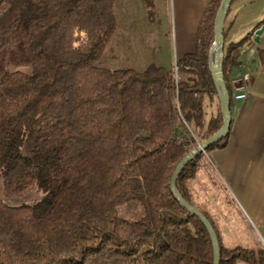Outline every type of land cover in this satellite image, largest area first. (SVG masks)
I'll list each match as a JSON object with an SVG mask.
<instances>
[{
	"label": "trees",
	"instance_id": "1",
	"mask_svg": "<svg viewBox=\"0 0 264 264\" xmlns=\"http://www.w3.org/2000/svg\"><path fill=\"white\" fill-rule=\"evenodd\" d=\"M221 1L211 0L197 49L175 73L96 65L115 26V0H0V179L8 196L43 193L31 205L0 199V264H213L207 229L170 183L196 140L223 126L209 68ZM263 25L264 18L256 30ZM251 37L225 44L231 100L230 70ZM205 154L177 180L194 206L187 182ZM132 203L144 209L139 220L120 215ZM204 215L220 264L264 261V248L225 249Z\"/></svg>",
	"mask_w": 264,
	"mask_h": 264
},
{
	"label": "crops",
	"instance_id": "2",
	"mask_svg": "<svg viewBox=\"0 0 264 264\" xmlns=\"http://www.w3.org/2000/svg\"><path fill=\"white\" fill-rule=\"evenodd\" d=\"M177 1L179 13L173 45L175 56L181 59L196 51L198 29L211 0ZM148 5H152V0ZM263 18L264 11L257 13L252 10L232 16L230 8L225 24L228 29L226 46L252 34L251 40L244 47L246 51L240 53L239 63L231 68L228 77L232 94L237 93L238 88L244 87L247 98L231 101L232 121L227 144L224 148L208 152L218 179L224 191L229 194L208 195L201 198V207L195 205L212 221L225 249L240 247L258 251L264 248V35L256 41V32L262 27L256 30V25ZM114 30L115 26L106 50ZM240 30L244 32L243 35L235 38L234 34ZM140 59L139 71H145L154 64L150 57ZM246 75L250 79L245 82ZM209 112H218L215 102ZM207 167L209 170L211 166ZM191 194L194 199V192ZM234 264H264V261L258 257L253 263L236 261Z\"/></svg>",
	"mask_w": 264,
	"mask_h": 264
},
{
	"label": "rangeland",
	"instance_id": "3",
	"mask_svg": "<svg viewBox=\"0 0 264 264\" xmlns=\"http://www.w3.org/2000/svg\"><path fill=\"white\" fill-rule=\"evenodd\" d=\"M115 2V30L112 40L96 65L111 70L139 71L140 58L150 57L154 63L151 65L161 66L167 71L176 73L179 59L175 56L173 42L178 23V1L152 0L150 6L146 0H115ZM249 10L257 13L264 11V0H236L231 4L232 16ZM243 33L241 30L235 33V38L241 37ZM196 141L197 144L191 148V151L201 144L200 141ZM201 166L197 176L187 182L190 193L195 194L193 203L197 207H201L202 197L229 194L224 191L218 179L210 153L201 161ZM207 166L212 168L208 170ZM212 185L214 187H211ZM42 196L43 193L37 189L25 195L8 196L5 193L3 180L0 179V199L10 206L35 204ZM120 215L129 220H139L144 215V209L140 204L132 203L120 207Z\"/></svg>",
	"mask_w": 264,
	"mask_h": 264
},
{
	"label": "water",
	"instance_id": "4",
	"mask_svg": "<svg viewBox=\"0 0 264 264\" xmlns=\"http://www.w3.org/2000/svg\"><path fill=\"white\" fill-rule=\"evenodd\" d=\"M233 0H222L219 6V9L216 14L215 24H214V43L209 52V68L211 75L213 77L215 87L217 90V97L219 100L222 116H223V126L222 128L210 137L208 140L202 142L198 147L193 149L185 158H183L178 165L176 166L172 180L170 183V189L175 199L179 202V204L186 209L190 214L196 216L203 223L207 232L210 236L212 245H213V253H214V261L213 264L221 263V250L219 245L218 236L216 231L208 220V218L194 205L187 202L179 193L177 189V180L179 175L183 171V169L187 166V164L195 159L197 156L205 153L209 147L220 142L224 139L230 131L231 127V96L227 89L226 82L224 80V51H225V24L226 20L231 8ZM264 35V26H262L256 32V41L260 39V37Z\"/></svg>",
	"mask_w": 264,
	"mask_h": 264
},
{
	"label": "built area",
	"instance_id": "5",
	"mask_svg": "<svg viewBox=\"0 0 264 264\" xmlns=\"http://www.w3.org/2000/svg\"><path fill=\"white\" fill-rule=\"evenodd\" d=\"M246 51V49H242V53H244ZM250 79V76L249 75H246L244 77V81H249ZM247 98V93L245 92V88L244 87H241V88H238L237 89V93L233 94L232 96V99L235 100V101H241V100H245Z\"/></svg>",
	"mask_w": 264,
	"mask_h": 264
}]
</instances>
